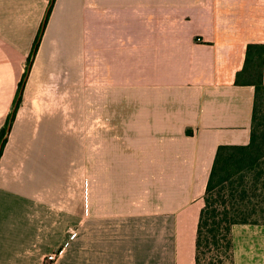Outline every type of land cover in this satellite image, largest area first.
<instances>
[{"label":"crops","instance_id":"obj_1","mask_svg":"<svg viewBox=\"0 0 264 264\" xmlns=\"http://www.w3.org/2000/svg\"><path fill=\"white\" fill-rule=\"evenodd\" d=\"M248 43L264 45V0H0V129L21 98L0 155V264H195L216 147L249 141L254 89L235 83ZM101 85L125 141L110 148L102 259L81 255L82 197L52 186L44 158L67 133L61 105ZM231 235L232 264H264V224Z\"/></svg>","mask_w":264,"mask_h":264},{"label":"trees","instance_id":"obj_2","mask_svg":"<svg viewBox=\"0 0 264 264\" xmlns=\"http://www.w3.org/2000/svg\"><path fill=\"white\" fill-rule=\"evenodd\" d=\"M40 35L41 29L27 63L37 48ZM263 63L264 45L248 43L244 63L236 73L235 83L251 85L254 89L249 141L247 144H219L216 147L196 226L195 264H232V225L264 224ZM21 88L22 80L19 90ZM13 105L0 129V155L6 142L4 135L8 119L12 113L13 121L18 101L14 109Z\"/></svg>","mask_w":264,"mask_h":264},{"label":"rangeland","instance_id":"obj_3","mask_svg":"<svg viewBox=\"0 0 264 264\" xmlns=\"http://www.w3.org/2000/svg\"><path fill=\"white\" fill-rule=\"evenodd\" d=\"M87 95L85 99L89 102L61 105L67 133L51 136L44 147L45 174L52 179V186L53 179H66L68 199L81 195L84 219L81 255L102 259L110 257V211L115 209L110 206V148L125 141L123 137H110V87L101 85L93 101L89 98L91 93ZM42 110L43 105H24L20 112L37 116ZM4 138L7 140L8 135Z\"/></svg>","mask_w":264,"mask_h":264},{"label":"built area","instance_id":"obj_4","mask_svg":"<svg viewBox=\"0 0 264 264\" xmlns=\"http://www.w3.org/2000/svg\"><path fill=\"white\" fill-rule=\"evenodd\" d=\"M57 254H58L57 251H52V252L48 253L45 257L46 262L50 263V262L54 261L57 257Z\"/></svg>","mask_w":264,"mask_h":264},{"label":"water","instance_id":"obj_5","mask_svg":"<svg viewBox=\"0 0 264 264\" xmlns=\"http://www.w3.org/2000/svg\"><path fill=\"white\" fill-rule=\"evenodd\" d=\"M21 91H22V88L19 90V94H21ZM16 103H17V99H16V101H15V104L13 105V109L15 108ZM11 118H12V113H11L9 119H8V124H7V127H6V134H5V135H7V133H8L9 130H10V122H11ZM0 148H1V144H0Z\"/></svg>","mask_w":264,"mask_h":264}]
</instances>
